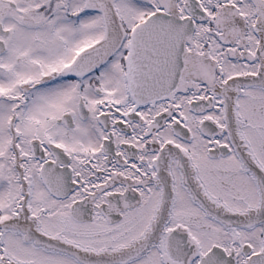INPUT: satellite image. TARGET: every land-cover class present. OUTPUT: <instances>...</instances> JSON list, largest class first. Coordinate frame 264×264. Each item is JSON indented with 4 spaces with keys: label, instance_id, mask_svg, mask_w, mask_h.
<instances>
[{
    "label": "snow or ice",
    "instance_id": "1",
    "mask_svg": "<svg viewBox=\"0 0 264 264\" xmlns=\"http://www.w3.org/2000/svg\"><path fill=\"white\" fill-rule=\"evenodd\" d=\"M0 264H264V0H0Z\"/></svg>",
    "mask_w": 264,
    "mask_h": 264
}]
</instances>
